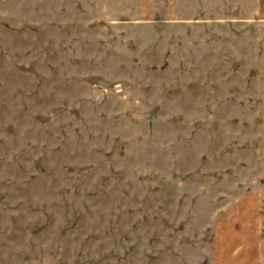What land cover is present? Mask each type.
<instances>
[{"label":"rangeland","instance_id":"374dc122","mask_svg":"<svg viewBox=\"0 0 264 264\" xmlns=\"http://www.w3.org/2000/svg\"><path fill=\"white\" fill-rule=\"evenodd\" d=\"M244 223L264 264V0H0V264H212Z\"/></svg>","mask_w":264,"mask_h":264},{"label":"crops","instance_id":"0c3cea01","mask_svg":"<svg viewBox=\"0 0 264 264\" xmlns=\"http://www.w3.org/2000/svg\"><path fill=\"white\" fill-rule=\"evenodd\" d=\"M245 213V215H247ZM237 217L232 216L230 219ZM243 221L249 219L242 218ZM248 223V222H247ZM244 223L240 229H233L230 225L220 232L216 260L212 264H261L260 248L256 250L252 243L253 231L251 226ZM232 228V229H231ZM243 228V229H242Z\"/></svg>","mask_w":264,"mask_h":264}]
</instances>
